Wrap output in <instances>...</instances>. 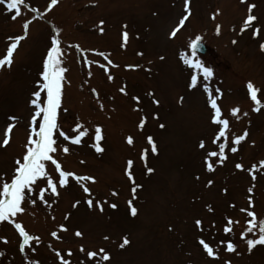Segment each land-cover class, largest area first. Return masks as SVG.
<instances>
[{"label":"rangeland","instance_id":"1","mask_svg":"<svg viewBox=\"0 0 264 264\" xmlns=\"http://www.w3.org/2000/svg\"><path fill=\"white\" fill-rule=\"evenodd\" d=\"M50 2L25 0L29 8L22 7V15L15 20L11 18L14 13L0 11V58L11 43L8 38L23 35L24 21H31L27 36L14 50L12 65L0 67V141L7 123H12L8 117H17L9 144L0 146V173L10 175L14 160L25 151L34 111L31 93L40 79L51 37L58 35L66 69L58 123L69 135L76 122L82 123L89 135L77 145L64 141L57 132V143L67 145L69 152L63 154L58 148L56 158L65 170L95 178L94 183L86 182L93 206L87 205L88 195L75 182L58 187L59 196L50 198L51 207L25 204V212L13 220L42 241L39 245L32 242L35 252L26 249L28 258L59 264L56 251H60L77 264L84 258L78 251L83 245L86 250L104 247L111 257L107 264H264V245L249 252L240 239L245 221L250 219L240 209L249 208V196L251 210L258 219L264 218V169L255 171L254 179L247 170L264 159V107L253 110L246 88L249 81L259 88L258 98L264 105V50L260 48L264 42V0H189L188 12L184 0H58L46 10ZM249 5H254L251 14L257 19L241 32ZM182 15H187L185 24L173 37L170 32ZM254 28L260 30L256 36ZM124 31L129 34L126 45ZM196 36L208 47L198 56L214 70L210 86L214 94L217 87L222 92L217 103L231 129L227 159L212 172L207 171L203 159L206 150H215L209 139L213 129L206 94L202 88L188 87L190 70L180 59L181 52L191 55L188 44ZM75 45L87 51L78 52ZM99 52L113 64L108 65ZM85 59L93 63L87 65ZM121 87L125 93L119 91ZM133 97H139V102ZM154 99L159 103H153ZM233 107L240 109L239 120L229 113ZM142 116L147 120L140 129ZM97 125L103 135L100 153L91 146ZM245 130V140L232 145L233 135ZM149 135L158 149L155 154L147 144ZM128 136L133 137L131 145ZM202 140L204 149L198 146ZM232 146L237 152L230 151ZM145 148L149 150L146 162L140 158ZM129 159L134 162L135 183L141 185L135 199L125 174ZM145 163L153 169L151 173L146 172ZM236 163L244 169H236ZM47 169L55 178L50 162ZM77 200L80 203L73 207ZM96 200L103 204L102 211ZM129 200L137 208L135 216L130 214ZM226 217L239 221L229 234L222 231ZM196 219L202 221L203 232L195 226ZM60 224L67 231L60 230ZM53 230L60 239L51 237ZM76 230L81 237L75 236ZM105 236L109 239H103ZM125 236L129 243L121 248ZM199 236L214 247L221 239H231L237 249L227 252L226 245L220 244L218 257L210 258L199 245ZM0 237L7 239V243L0 241V264H25L12 222H0ZM68 248L73 250L72 257L67 256Z\"/></svg>","mask_w":264,"mask_h":264},{"label":"snow or ice","instance_id":"2","mask_svg":"<svg viewBox=\"0 0 264 264\" xmlns=\"http://www.w3.org/2000/svg\"><path fill=\"white\" fill-rule=\"evenodd\" d=\"M58 0H51L48 8L46 10H51L52 6L56 5ZM243 2V0H242ZM22 7L29 8V5L25 3V0H0V11L7 13H14L11 16L13 20L22 15ZM254 5H249L248 12L249 14L243 21L241 32L252 25V22L257 18L251 14V10ZM184 10L185 12L189 11V0H184ZM31 12L37 13L38 9L31 8ZM42 15V14H41ZM36 17H34L35 19ZM187 15H182L179 19L178 24L171 30L170 35L175 36L180 28L185 24ZM31 21L25 20L22 27L24 29L23 35H17L15 37H9L8 39L11 43L8 44L6 49V54L0 58V67H10L13 63V53L14 50L18 47L19 42L27 36L29 25ZM103 21H100V25H103ZM220 26H216L217 34H219ZM103 32V28L99 29ZM58 32V30H56ZM259 28L253 29V36L259 34ZM128 32L124 31L122 33V40L126 45L128 40ZM51 46L47 50L46 57L43 59V68L39 73L40 79L36 81L37 87L31 93L30 104L33 106V113L29 121V134L27 136V142L24 145L25 151L22 155L14 160V167L12 173L4 174L0 173V222L9 221L14 224L15 230L18 232V250L21 254L26 253V249H30L32 252L36 251V248L32 246V242H35L36 245L42 243L41 238L38 235L30 234L21 223L15 222L13 218L17 217L18 214H23L25 212V204L37 205V203H42L48 207H51L50 198L58 197V187L64 188L69 186L71 182L79 184L83 193L88 195V199L85 201L89 207L93 206V199L91 194V189L87 186V181L95 182V178L92 176L77 175L74 171L65 170L60 161L56 158L58 148L61 153L67 154L69 152V147L64 144H58V137L56 133H59V137H62L64 141H70L72 144H80L82 138L89 135V129L85 127L82 123L76 122L74 127L71 129L72 135H69L63 129H61L60 124L58 123V114L61 110L62 105V90H63V81L65 80L64 73L66 69L62 66V48L61 41L58 35H53L51 37ZM235 43V41H233ZM202 46V38L196 36L195 39L191 40L188 44V47L191 49V55L181 52L180 59L183 63L188 66L190 70V81L188 84L189 88H202L203 92L206 94V104L209 107V124L212 127L213 132L210 139V144L215 146V150H206L204 156V164L207 171L212 172L215 169L216 164H222L226 159V148H229L228 136L231 131L229 119L224 117L220 105L217 103V100L222 95L221 90L217 87L215 89V94L213 89L210 86V82L214 76V70L206 66L204 61L201 60L198 56V52ZM77 51H87L81 50L79 45H75ZM260 48L264 50V42L260 44ZM96 51V50H91ZM98 55L104 57L108 65H112L113 62L108 59V56L99 52ZM92 61L85 59V64L91 65ZM98 63V62H97ZM107 72V67L101 65ZM129 68L138 67V65H128ZM88 75H91L89 71ZM107 79L111 81L113 79L112 75H108ZM247 94L250 101L254 104V111H259L264 105L261 104V100L258 98V93L260 89L254 86V84L249 81L246 83ZM121 93H125V88L121 87L119 89ZM92 92L98 96L95 89H92ZM148 95H153L148 93ZM139 97H133V100L139 102ZM182 100V98H181ZM153 103L158 104L159 101L153 100ZM101 109L103 104H100ZM240 109L238 107H233L229 110V113L232 117L239 120L240 117L238 113ZM155 115V114H154ZM244 116H247L248 113H243ZM9 121L12 123H7L3 131V139L0 141V146H6L10 141V134L15 127V121L17 117L10 116L8 117ZM147 117L142 116L139 120L138 127L142 129L145 126ZM163 127V125H160ZM247 136V130L243 134L233 135L231 141L232 145H239L241 141L245 140ZM223 138L224 142H220ZM103 139L102 128L97 125L94 128V133L92 135V140L94 141L91 145L97 153L103 151L101 141ZM147 144L150 146L152 154L157 153L158 149L156 143L151 135L146 137ZM126 141L129 145L133 143V137L128 136ZM201 149L205 148V142L202 140L198 145ZM237 147H230L232 153L237 152ZM149 150L147 148L143 149L140 154L141 160H147ZM213 158H217L215 163ZM47 162H50L54 166V172L56 173L55 178L47 169ZM132 160L127 161V166L125 168V174L127 175L129 181L131 182V192L133 194V199H135L136 191L141 185L135 183V178L132 174ZM146 172L151 173L153 169L147 167L145 163ZM235 168L238 170L244 169V165L241 163H236ZM264 169V159H261L258 164H252L251 168L247 169L252 175L253 179L255 178V171ZM211 183V181H209ZM42 185V186H41ZM249 192L252 191L251 188L248 189ZM46 194L47 197H46ZM115 194V193H113ZM54 202V201H53ZM80 201L77 200L73 207L79 204ZM249 208H241L240 211L246 213L247 219L245 221L246 227L240 232V239L247 244V249L249 252L257 245H264V218H257V214L252 209V198L248 197ZM96 207L101 211L103 210V204L101 201L96 200ZM130 214L135 216L137 214V208L133 205V200L128 201ZM112 208H115L116 205H110ZM211 211V208H209ZM65 216V220H67ZM195 226L201 232H203V225L200 219L195 220ZM239 221H234L231 217H226V223L222 227V231L225 234L233 232V225L238 224ZM60 230L67 231V228L64 224L58 226ZM76 237H81L82 233L79 230L75 231ZM51 237L60 239L57 235V231L53 230L50 232ZM103 239L108 240L107 236ZM199 245L202 246V250L210 258L218 257V248L220 244L226 245L225 251L235 252L237 245L231 239H221L217 245L214 247L210 242H206L203 236L198 238ZM0 241L7 243V239L0 237ZM129 243L128 238L125 236L122 239V242L119 244V247L123 248ZM51 247V245H48ZM78 251L83 254V259H78L77 264H107L110 261V253L106 251L104 247H99L96 250H86L83 245H80ZM238 254V253H237ZM2 255V253H0ZM56 256L59 260V264H73L72 260L65 258L64 255H61L60 251H56ZM67 256H73V250L71 248L67 249ZM25 264H41L37 260L29 259L25 254L23 255ZM227 264V262H226Z\"/></svg>","mask_w":264,"mask_h":264},{"label":"water","instance_id":"3","mask_svg":"<svg viewBox=\"0 0 264 264\" xmlns=\"http://www.w3.org/2000/svg\"><path fill=\"white\" fill-rule=\"evenodd\" d=\"M206 50H207V47H206V45L202 42V46H201V48H200V50H199L198 53L203 54V53L206 52Z\"/></svg>","mask_w":264,"mask_h":264}]
</instances>
